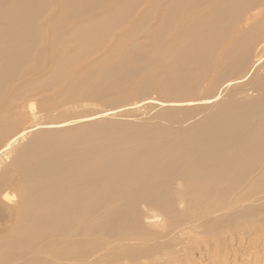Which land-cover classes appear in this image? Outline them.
<instances>
[{
	"label": "bare ground",
	"instance_id": "6f19581e",
	"mask_svg": "<svg viewBox=\"0 0 264 264\" xmlns=\"http://www.w3.org/2000/svg\"><path fill=\"white\" fill-rule=\"evenodd\" d=\"M0 166V264H264V0H0Z\"/></svg>",
	"mask_w": 264,
	"mask_h": 264
},
{
	"label": "rangeland",
	"instance_id": "374dc122",
	"mask_svg": "<svg viewBox=\"0 0 264 264\" xmlns=\"http://www.w3.org/2000/svg\"><path fill=\"white\" fill-rule=\"evenodd\" d=\"M138 41L142 45H144L145 48L151 45V42H152L151 38H147L144 36H141ZM98 56L99 55H96V57ZM53 93L51 92V94ZM51 94H49V96ZM147 98L149 99L150 98L152 99L162 98L163 100H165L164 96L162 94L160 96L159 92L152 93ZM113 102L107 104L103 101L91 100V99L75 101V102L66 104L64 106H60L58 109L56 108L55 111L52 113V116H54L53 117L54 119H58V120L65 119L66 120V119H72V118L88 117V116L95 115L97 113H104V114L106 113L105 115H107V117H104V118H101L95 121L107 120V121H115V122H120V121L143 122L146 120L151 121V118L156 116L157 113H159L160 111L159 108H156L152 104L147 103L146 98H137V99H133L130 101H122V102L115 101V103ZM34 112L36 113V115H34L35 121H37L38 123H43V122L48 121L47 119L49 118V116L47 113L41 112L38 109H35ZM35 132L29 134V136L23 142L18 144L16 148L18 149L22 147L23 144L25 145L27 141L29 140V138L32 136V134H34ZM2 170H3L2 166H0V173L2 172ZM9 199L12 201H16L17 197L14 195H11Z\"/></svg>",
	"mask_w": 264,
	"mask_h": 264
}]
</instances>
